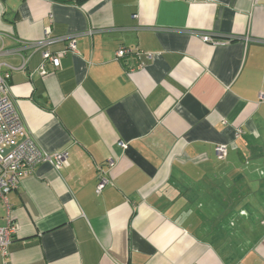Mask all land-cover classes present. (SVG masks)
I'll list each match as a JSON object with an SVG mask.
<instances>
[{"label": "crops", "instance_id": "0c3cea01", "mask_svg": "<svg viewBox=\"0 0 264 264\" xmlns=\"http://www.w3.org/2000/svg\"><path fill=\"white\" fill-rule=\"evenodd\" d=\"M0 71L68 161L0 204V264H264V0H0Z\"/></svg>", "mask_w": 264, "mask_h": 264}, {"label": "built area", "instance_id": "2783aa9c", "mask_svg": "<svg viewBox=\"0 0 264 264\" xmlns=\"http://www.w3.org/2000/svg\"><path fill=\"white\" fill-rule=\"evenodd\" d=\"M49 28L44 29L43 37L38 41V46L45 48L42 52L43 63L39 67L40 76L47 75L45 64L49 63L57 68L60 58L67 52H75L76 40L74 37L67 38V47L63 51L51 53L48 47L59 41L49 38ZM62 40V39H61ZM205 42H213L209 36H202ZM126 53L123 48L118 49L116 58H122ZM10 73L0 71V204L6 203V195L16 189L21 180L30 175L33 169L40 163H47L55 170L64 169L68 165L67 153H47L38 148L32 137L27 133L15 104L9 95L8 80ZM126 148L125 145L120 144ZM218 160H224L227 156L226 145H219L215 149ZM108 167L113 166V160L108 161ZM109 184L104 170L99 171L96 193L99 194ZM17 231V226L7 220L4 226L0 225V252L6 255L7 248L12 237ZM3 264V263H2Z\"/></svg>", "mask_w": 264, "mask_h": 264}, {"label": "trees", "instance_id": "16d2710c", "mask_svg": "<svg viewBox=\"0 0 264 264\" xmlns=\"http://www.w3.org/2000/svg\"><path fill=\"white\" fill-rule=\"evenodd\" d=\"M77 2H81V1H83V0H76Z\"/></svg>", "mask_w": 264, "mask_h": 264}]
</instances>
